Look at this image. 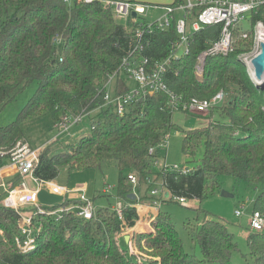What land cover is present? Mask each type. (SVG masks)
<instances>
[{"label":"trees","instance_id":"16d2710c","mask_svg":"<svg viewBox=\"0 0 264 264\" xmlns=\"http://www.w3.org/2000/svg\"><path fill=\"white\" fill-rule=\"evenodd\" d=\"M109 0H0V105L12 101L31 83L36 89L15 120L0 126V152L27 139V123L48 117L55 127L62 116L84 114L90 120V133L73 144L53 152L46 141L39 146V162L35 175L53 180L59 167L69 169L102 167L113 162L118 170L117 195L123 199L125 226L132 227L138 219L134 206L137 200L128 194L147 186L138 202L151 200L149 191L161 176L163 191L169 200L178 197L203 199L218 189V178L228 175L258 190L253 211L264 216V88L253 84L239 54L208 55L203 72L195 70L198 54L207 43L216 39L220 25H208L191 35L188 52L172 59L167 66L165 82L185 99L191 96L209 98L219 90L227 93V101L213 110L227 121H211L202 127L182 130V151L193 165L189 170L155 171V160L161 151L156 147L174 128L172 112L167 109L162 93L147 94L130 104L123 115L113 106H104L103 83L117 71L112 84L115 93L134 88L119 65L132 50L136 40L127 26L117 21ZM135 19L136 17L133 16ZM137 20V19H136ZM134 26L136 22H133ZM132 24H129V27ZM60 36L62 51L57 54L55 35ZM173 29L154 31L142 39V49L135 57L151 61L168 55V42L175 39ZM61 58V60H59ZM199 116V115H197ZM26 132V133H25ZM53 141H59L55 136ZM51 140V142H53ZM48 141V140H47ZM32 146L31 142H29ZM203 148L198 161L194 156ZM34 147V145H33ZM0 163L7 156H0ZM184 166V165H183ZM136 174L134 187L124 172ZM128 173V174H129ZM153 176V183L146 177ZM14 179H17L15 177ZM133 187V189H132ZM159 191V189L157 188ZM4 194V193H3ZM158 201L157 215L150 231L134 232L130 240L137 253L122 248L121 222L114 207L95 209L91 218L65 213L60 220L51 215L36 214L34 224L41 229L35 249L21 252L16 238H24L17 225L15 210L0 202V264H233L236 250L233 233L218 219L204 218L190 230L201 252V258L184 250L170 216L160 211L162 192L153 197ZM73 203L67 198L55 206ZM21 211H33L22 207ZM121 239V240H120ZM129 240V241H130ZM253 264H264V231L249 229L246 236Z\"/></svg>","mask_w":264,"mask_h":264},{"label":"built area","instance_id":"2783aa9c","mask_svg":"<svg viewBox=\"0 0 264 264\" xmlns=\"http://www.w3.org/2000/svg\"><path fill=\"white\" fill-rule=\"evenodd\" d=\"M107 3L111 5L115 19L132 30L136 40L132 50L122 58L119 65L120 71L134 82V88L122 93H115L114 90L110 92L109 89L112 88L117 71L109 75L103 83L104 106H113L118 115H123L130 104L142 99L147 94L153 93L165 95L167 109L171 112L183 111L193 115L206 114L210 109L226 103L227 93L222 89L209 98L191 96L185 99L181 94L170 89L164 78L170 61L188 52L191 35L208 25H220L221 28L218 37L208 42L204 50L198 54L195 63L196 73L200 75L203 72L204 62L208 55L227 54L238 49V44L241 41L245 43L241 49L246 50L239 54L240 61L245 65L251 81L257 82L259 86H264V78L257 79L254 76L253 66L250 63V60L261 51L260 44L264 43V0H173L172 3L161 6L163 13L154 21L145 20L143 5L132 3L129 0H109ZM132 12L136 13L137 20L132 16ZM247 17L250 20L251 29L243 30L241 22ZM133 22H136L135 26ZM130 23L132 25L129 27ZM169 29H173L176 37L168 42L167 49L169 52L165 58L151 61L150 58L143 56L136 59L134 52L142 49V39L145 35L154 31H167ZM58 40H60V36L56 34L53 41ZM84 117V114L79 113L62 116L61 121L55 125L58 129L57 135L70 130ZM167 137L168 133L155 148H150L149 152L154 153L156 148L162 152ZM39 151L40 146L33 147L28 141L19 140L9 150L0 152V156H7V160L0 163V188L5 195L1 204L4 207L14 209L18 215L17 225L24 238L20 240L17 237L16 246L21 252H28L36 247L35 239L41 229L39 224L33 222L36 214H47L53 216L55 220H60L65 213L73 212L76 216L89 219L95 211L92 201L86 197L83 188L68 189L53 180H44L35 175V168L39 162ZM158 159L159 156L156 158L155 164ZM161 170L186 172L189 168L180 165L171 167L166 164L164 157ZM15 177L17 179H14ZM127 177L134 187L138 184L136 174L129 173ZM28 180L34 184L33 188L27 185ZM153 180V176L146 177V182L149 184L153 183ZM41 188L62 195L63 199L67 198L73 203L68 206H56L48 210L45 207H53L63 199L51 205L42 204L36 197L37 191ZM109 189L110 186H107L103 191L107 192ZM158 192L156 187L151 188L148 193L151 200L141 203L138 202L139 193L133 190V200H137L134 205L137 211L142 207L158 210V201L153 199ZM177 201L181 204L187 203V199L184 197H178ZM125 206L124 202H118L115 206L117 219L122 226L121 233L128 228L125 226L123 216ZM22 207H32L33 211L23 212L21 211ZM234 213L241 215L242 210L237 208ZM249 218L251 229L263 230L264 216L259 211H252Z\"/></svg>","mask_w":264,"mask_h":264},{"label":"rangeland","instance_id":"374dc122","mask_svg":"<svg viewBox=\"0 0 264 264\" xmlns=\"http://www.w3.org/2000/svg\"><path fill=\"white\" fill-rule=\"evenodd\" d=\"M132 3H140L144 7V16L146 21H154L163 13L161 6L172 3L173 0H129ZM66 4L71 5L73 0H66ZM178 16V14H176ZM248 17L241 22L243 30H250L251 23L248 22ZM120 22V21H119ZM57 54L62 51V42L58 40L55 42ZM245 43L239 42L238 46L241 47ZM114 81V80H113ZM129 85L134 83L129 80ZM36 89V83L28 85L21 93H19L12 101L6 103L1 107L0 105V126L6 125L13 120L31 98ZM112 92V88L109 89ZM215 109V108H214ZM211 121H227L226 117H220L219 111L210 109L206 114H189L183 111H173L171 114V123L174 128L168 131V137L166 139L165 147L159 155V159L155 164V171H159L162 168V159L165 157V162L169 166H192L193 162L189 160L182 151V130L194 129L205 126L209 119L204 116H209L211 113ZM27 139L34 147H38L41 143L46 141L48 148L51 147L53 152L62 150L63 144H73L80 136H84L91 131L90 120L88 116H85L79 123L73 125L70 130L57 135V128L51 126L48 117H44L41 121L33 119L27 123ZM182 129V130H181ZM57 137L59 141H53L54 137ZM48 140V141H47ZM51 140L53 142H51ZM32 145V146H33ZM203 148H198L194 160L198 161L201 157ZM129 171L124 172V176H127ZM119 170L117 166L110 162L99 169L97 167H90L85 169H69L68 166L62 165L59 167L57 176L53 181L59 185L65 186L68 189H75L77 187L83 188L86 197L92 201L96 210L103 207H114L118 202L123 203V199L117 195V182H118ZM219 187L213 192L208 193L203 199H187L186 204H181L177 199L170 201L169 193L163 191L165 188L162 184L161 176H157L154 186L162 192L163 201L160 202V211L166 212L175 228L178 235L181 238L184 250L193 254L196 258H201L200 248L194 238L191 235L190 230H194L201 221L206 218L218 219L222 221L227 229L233 233L234 240L236 242V250L231 255V261L233 264H253V256L250 254L248 248L246 236L250 229V215L253 211V203L258 194V190L247 185L244 181H235L234 178L228 175H221L218 178ZM27 185L31 188L34 184L31 181H27ZM110 186L107 192L103 189ZM133 189V187H132ZM163 189V190H162ZM137 193L141 195L147 191V186L141 184L140 191L136 189ZM222 191H225L229 196L222 195ZM139 194V195H140ZM5 197L3 190L0 188V202ZM143 208V207H142ZM240 208L242 210L241 215H235V209ZM139 211V210H138ZM140 217L136 220L133 227H128L123 230L119 235L124 238L127 236L128 243H131V236L134 232L145 231L142 227L143 222H149L148 217L144 219V215H148L147 211L138 212ZM138 214V215H139ZM264 231V227H263ZM121 240V239H120ZM122 248L127 251H133L137 253L136 248L126 242H121ZM209 264H218L216 261H212Z\"/></svg>","mask_w":264,"mask_h":264},{"label":"water","instance_id":"95a60500","mask_svg":"<svg viewBox=\"0 0 264 264\" xmlns=\"http://www.w3.org/2000/svg\"><path fill=\"white\" fill-rule=\"evenodd\" d=\"M135 15L136 13L132 12V16H135ZM260 48H261V51L250 60V63L253 66L254 76L257 79L264 78V43L260 44ZM239 60H241V58H239ZM253 84L257 87H262V88L264 87V86L257 85V82L255 81H253ZM222 195L229 196V194L226 193L225 191H222ZM36 197L40 203L45 204V205H51V204L60 202L63 199L62 195L52 193L46 190L45 188L39 189L36 193ZM128 197L130 199H133L134 193L128 194ZM125 238H127V236H125Z\"/></svg>","mask_w":264,"mask_h":264},{"label":"crops","instance_id":"0c3cea01","mask_svg":"<svg viewBox=\"0 0 264 264\" xmlns=\"http://www.w3.org/2000/svg\"><path fill=\"white\" fill-rule=\"evenodd\" d=\"M137 4H139V5H141L140 3H137ZM41 147V146H40ZM31 188V187H30ZM144 209L147 211V213H148V215H144V219H146V218H152V220L154 219V217L157 215V211L158 210H153V209H150V208H148V207H143V208H140L139 209V211H143L144 212ZM138 211V212H139ZM139 214V213H138ZM140 217V214L138 215V218ZM147 220V219H146ZM152 220L151 219H149V222H143L142 223V227H144L143 228V230H145V231H150L151 230V222H152ZM124 240L125 241H128L127 240V238H125V235H124ZM130 240V239H129ZM129 245H130V249H131V244L130 243H128Z\"/></svg>","mask_w":264,"mask_h":264}]
</instances>
